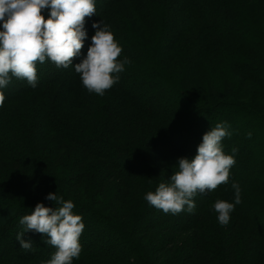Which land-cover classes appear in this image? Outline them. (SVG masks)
<instances>
[{
  "label": "rangeland",
  "instance_id": "obj_1",
  "mask_svg": "<svg viewBox=\"0 0 264 264\" xmlns=\"http://www.w3.org/2000/svg\"><path fill=\"white\" fill-rule=\"evenodd\" d=\"M205 1L207 0H203L204 3ZM221 1L223 5H219L222 9L218 11V16L214 18L212 25H208L209 31L204 29L198 35L200 31L193 30L191 36L182 42L180 52L172 59L171 57L162 58L159 52L165 40L164 13L170 0H140L139 6L131 1L118 4L108 21L102 24V26H109V30L122 48L118 59L123 61L127 58L130 61L125 64L124 71L119 74L118 83L106 90L103 96L89 93L83 87L80 76L77 80V88L73 90L69 84L62 85V88L57 86L51 88L53 81L45 83L38 92L31 93L28 96L30 99L23 104L24 121L19 119L14 104L0 108V126L4 118L6 122L11 119V116L14 119L10 132L4 126L0 128V151L5 152L0 156V190L5 189L11 192L23 190L22 193L31 197L30 199L26 197L25 201L28 200L35 205L43 203L46 207L53 208L54 202L46 199L51 190L53 193L57 192V195L66 189L74 192L76 196L69 198L75 204L73 212L82 216L85 225L80 237L82 249L95 236V241L109 246L115 255L122 256L126 247L122 248V254L118 248L123 244L120 239L123 234L115 233L114 228L121 229L126 226L128 228L143 203L152 210L154 206L144 199L146 188L158 178L157 175L165 177L168 181L169 177L178 170L176 163L179 158L195 156L192 146L195 143L196 146L199 145L202 134H205L203 130L209 131L217 123L224 122L226 120L224 117L232 120L238 118L239 114L244 117L243 111L238 113V109L234 111L230 106L237 105L241 99L246 101V97L254 95L256 89L260 87L258 84H252V89L244 90L239 72L228 62L263 59L264 0ZM173 2L179 3L178 0ZM205 9L208 10V5ZM49 11L42 10L45 18L48 17ZM208 14L210 15V10ZM185 17H180L181 24H187ZM209 19H212V16ZM87 20L91 21L92 18L86 17L85 21ZM2 30L0 25V31ZM94 33L95 31L93 35ZM130 38L138 40L143 46L142 50L134 51V46L128 45L127 40ZM127 45L130 50L124 51ZM87 46L89 45L85 44L80 55L74 58L73 67L86 58V50L89 48ZM201 47L204 48L199 55ZM170 60H172L171 66ZM196 60L201 62L202 68L193 73L195 68L192 69V63ZM159 68H163L162 73L168 76L175 86L191 92L193 98L171 89L164 78H162L164 83L156 79L153 70H159ZM47 70L54 74V71H59V68L50 61L38 63V78L43 79L49 73ZM216 77L224 78L226 83L217 84ZM184 80L185 83L190 81V87L182 85ZM14 84L13 77L7 87H10V90L20 87ZM249 84L251 87V83ZM123 85L128 88L133 87L135 93L139 92L135 95L141 94V100L144 99L142 104H139L140 100L136 103L130 99L129 94L120 89ZM7 87L0 91L6 92ZM63 91L64 93H60ZM152 99L153 110L157 112V116H153L155 118L147 117V114L140 109V105L146 106L148 102H152ZM186 100L198 105L223 101L229 104V108L210 110L208 115L198 113L191 121L195 110L193 105L186 104ZM18 104L20 106V103ZM259 104L264 105V98L260 99ZM202 116L208 119L205 120L208 124L202 122ZM190 130L195 132V139L190 138ZM249 132H251V138L247 136ZM171 134L174 136L173 139ZM4 138L5 141L2 142ZM7 138L10 139L7 141ZM111 143L120 149L122 147V153L112 149ZM235 145L238 149L237 153L241 156H234L236 163L230 170V177L244 170L242 161L247 162L244 174L250 177L264 176V128L251 127L244 131L242 140L237 141ZM234 146L228 148V145L224 144L223 151L225 154L233 155ZM108 147L112 149L110 153H107L110 151L106 150ZM89 148L98 151L99 154L89 153ZM171 148L178 153L163 160L159 174L153 175L152 180L151 175L143 179L142 169L135 165L137 161L136 158H132V154L136 152L141 156L142 162L145 158L152 162L158 156V151L160 155H163L165 154L163 150ZM184 148L186 150H183ZM251 150L257 156V164L256 161L249 163L247 159ZM252 164L255 165L254 168ZM26 165L37 168L35 172L29 174L30 179L26 176L28 174ZM78 169L81 171L80 176ZM122 170L126 171L118 173ZM154 176H156L155 179ZM43 178L45 181L38 182ZM231 198L228 199L234 203L235 196H233L234 201ZM10 203L0 198V212L4 204L11 205ZM237 207L238 205L235 206ZM85 208L92 211L93 217L89 216L90 211H84ZM34 209L35 206L24 207V214L14 219L15 224L8 229L7 235L3 234L0 237L2 261L6 259L1 256L2 249H11L20 255L19 258L13 257L18 260L14 259L15 261L4 264H19L22 260L21 256H30L31 259L38 261L34 263L30 260L26 264H45L55 252V248L45 243L47 237L35 231H27L23 235V239L32 242L33 250L22 249L16 240L17 233L23 230L19 223L20 218L31 214ZM94 209L96 211H93ZM258 212L251 213L248 217L262 222V225L258 227L264 228V209L259 208ZM204 213L206 221L201 228L202 238L204 242L215 246L219 259L216 264H264V252L261 249L264 241L253 242L256 247L249 251L251 244L247 238L248 229L244 223L239 222L234 225L230 215L229 223L226 226L220 225L212 205ZM163 215L168 214L163 213ZM162 219L160 218L157 223H164ZM150 220L152 219H146V223ZM152 222L155 223L153 220ZM111 225L113 227H110ZM236 226L239 227L235 228ZM170 236H172L171 232L158 231L148 233L149 239L145 242L138 239L141 237L137 239L144 248L146 246L156 248L165 244L164 242ZM190 241L191 239H184V243L180 244L175 251L169 248L166 264H176L177 260H181L185 254L183 252L189 250ZM240 241L241 244H239ZM207 244L205 243L203 248L211 253ZM181 250L183 254L179 258L178 253ZM41 258L45 261H41L43 260ZM79 259L80 257L74 259L73 264H76ZM103 262V264H113Z\"/></svg>",
  "mask_w": 264,
  "mask_h": 264
},
{
  "label": "trees",
  "instance_id": "obj_2",
  "mask_svg": "<svg viewBox=\"0 0 264 264\" xmlns=\"http://www.w3.org/2000/svg\"><path fill=\"white\" fill-rule=\"evenodd\" d=\"M130 1L133 4H138V6L140 5L139 2L140 0H95L96 14L92 15L91 17H87V18H92L91 21L89 20L85 21V30L87 32V39L84 41V45L86 44L90 46L92 43L91 37L93 36V32L95 31V29L92 27L93 23H99L102 21L103 24L107 22L110 14L112 15L118 4L120 3L125 4ZM178 2H179L178 4H175L173 0H170L164 13L165 16L164 18L166 20L165 23L166 33L164 34L165 40L162 46L159 48V52L162 58L164 59L168 57L169 58L171 57L170 59L174 58L173 56H176L177 53H179L180 50L182 49V42L185 41L189 36H191L193 30H199L200 32L198 35H200V33L204 29L208 30V25H212V23L215 21L214 18L218 16L219 13L218 11L219 10L221 11L222 9L221 5H223V3H221L222 2L221 0H207L205 1V3L203 2V0H178ZM207 5H208V10L205 9V7L207 8ZM209 10H210V15L208 14ZM185 15H188V17H185ZM181 16H184L187 19V24L186 23L181 24V18H180ZM210 16H212V19H209ZM127 41H128V45L131 44L134 46L133 48L134 51L143 48L141 43L135 38H130ZM128 45L126 46L124 51L130 50V48L128 49ZM203 48L204 47L200 48L199 55L202 53ZM87 51L88 50H86V52ZM195 58L197 59V56ZM262 58L264 59V56H262ZM263 59L260 60H258V58L257 60L244 59V60H234L228 62L229 65L235 67L236 71L239 72V76L241 77V84L244 90L247 88L252 89L253 88L252 84H258V86H260L256 89L254 95H251L249 98L246 97L247 102L241 99L237 105L230 106L234 109V111L235 109L236 110L238 109V113L243 111L245 114L244 117H241L240 114L238 115V118L234 120L224 117V119H226L224 120V122H227V124L230 126L229 131L232 133L230 137H225L222 140L223 141L222 144L228 145V148H232L237 141L242 140L244 136V131H247L251 127L264 128V105L259 104L260 99L264 98V60ZM200 63L201 62L199 60H196L194 61V63H192V69L195 68L193 73L199 71L202 68ZM169 65L170 66L172 65V60L169 61ZM138 71H140V69H138ZM162 72H163V68L162 69L159 68V70H155V71L153 70L156 79L158 80L160 79L164 83L162 79L164 78L166 83L171 86V89L180 92L182 95L190 96L193 98L191 92L189 93L186 90L175 86L174 83L171 81V79ZM74 73H76L74 67L70 66L67 69L59 68V71L55 70L54 74H51V72H49L43 79L38 78L36 87H32L31 85H29L26 80H16L15 78L14 85L20 87L14 90H10L9 89L10 87H7L8 90L4 92L6 99L2 107L7 105L9 106L11 103L14 104V108H16L18 112L17 114L19 115L18 116L19 119L21 121H24L25 117L24 115H22L23 113L22 109L24 108L23 104L26 102L27 99H30L28 98V96L31 95V93L38 92L40 89H42L41 87H43L45 83H48L50 81H53L51 88L55 86H57L58 88H62L61 87L62 85L69 84L72 86V90L76 89L79 75L76 76ZM215 81L217 84H221L224 82L226 83V80H224V78L221 77L219 78L216 77ZM189 82L190 81H187V83H185L184 80L182 82V85L189 86ZM249 83H251V87ZM227 84L230 85L229 83ZM120 89L123 92L124 91L127 92L129 94L128 96L130 97V99H132L136 103L140 100L139 104H142V101H144V99L141 100V94L137 96L135 95L139 92L135 93V89L133 87L128 88V87H124L123 85V87L120 86ZM60 93H64V91ZM181 94L179 96H181ZM23 98L25 99L23 100ZM186 102H187L186 104L193 105V110H195V112H193L194 115L191 121L194 118H196L198 113L208 115L210 110H218L222 108L225 109L226 107L229 106L228 103L226 102L224 103L223 101L213 102L203 105H201V103L200 105H198V103H192L191 101L188 100H186ZM18 103H20V106ZM153 105H154V101L152 99V102H148L146 106L140 105L141 107L140 109L143 110L145 114H147L146 115L147 117L155 118L153 116H157V112L156 111L154 112ZM5 120L6 118H4V122L2 121L3 124L2 126H0V128L4 126V128H7V130H9L10 132L12 129L10 126L14 122V119L11 116V119L8 122H6ZM205 120L208 119L202 116V122H206V124H208V121ZM236 121L239 122L237 123ZM203 131L204 133L207 132L206 129ZM195 135H196L195 132L190 130V138L193 137L195 139L194 137ZM203 135L204 134H202V137ZM171 137L173 139L174 136H172L171 134ZM9 139L10 138H7V141ZM4 141L5 138L2 140V142ZM200 143H202V138H200L199 144ZM195 144L194 146H192V148L194 152L197 153L198 145L196 146ZM111 148L116 150L117 153H120L121 149L123 150L122 147L120 149L119 147L113 144ZM111 148L108 147V149H106V150H110L107 153L111 152L112 150ZM183 150L186 149L184 148ZM163 151L165 152V154L160 155L158 151L157 152L158 156H156L155 159L152 160V162H150V160H147V158H145L144 161L142 162L140 159L141 156H139L136 152L132 154V158H136L137 161L135 165L142 169L143 179L151 175V180H152L153 175H156V173L159 174L158 171L161 168L162 165L161 163L163 162V160H165L166 158L168 159L172 155L178 153V151H176L174 148L166 149ZM4 153H5L4 151H0V156L4 155ZM89 153L95 155L99 154L98 151H94L92 149L89 150ZM179 153L183 155L181 152ZM236 154L238 153L236 152ZM236 154L233 153L234 156H238V157L241 156V154L238 155ZM248 154L250 155L247 158L249 160V163L251 161H256L257 156H255L253 150H251V152H249ZM191 157L193 158L194 156L192 155ZM191 157L188 158L192 159ZM138 161H140V163H138ZM241 163H243L244 165L243 169L245 170L247 166V162L242 161ZM255 163L257 164V161ZM252 166L254 168L255 165L252 164ZM25 168H26V172L28 173L26 176L29 179L31 177L29 174L37 170V168L32 167L31 165H26ZM244 170L239 172V174L230 177L229 182L227 184H222L218 186L216 190L208 191L203 194H197L194 197V203L196 207L193 213H188L185 210L180 212L179 214L168 213V215L166 216L163 215L164 212H162V210H159L154 207H152V210H149L147 208L148 207L147 204L143 203L142 208L139 210L137 215H135V217L129 224L128 228L127 226L126 228H121V229L117 227L114 228L115 233L122 232L123 234L120 236V239L122 240L123 244L121 247L118 248V251L121 252L122 254V248L126 247V250L124 249L125 251L122 254V256L115 255L113 253V250H111L109 246H105L103 244H100L98 241H95L96 237L94 236V238H92L91 241L87 242L86 246L82 249L79 256L80 259L77 260L76 264H103L104 263L103 261H105V263L111 262L113 264H166V262L168 261L166 257V254L168 253V249L171 248L172 250L175 251V249L178 248L180 244L184 243V239L185 240L191 239L190 243L188 244L189 250L188 252L186 251L183 252L181 250L178 253L179 258L180 255H182L183 253L185 254L184 257L181 258V260H177L178 262L176 264L218 263L219 259L217 257L215 246L209 242H204L202 238L203 230L201 228L204 222L206 221L205 220L206 214L204 212L207 211L208 207L213 205L216 200H225L231 203V201L228 198L232 197L231 200L234 201L233 196H235V190L232 188L233 183H238L241 188V203L238 204V207L235 208L232 214L230 215L233 219L234 225L235 224L237 225L239 222H241L247 226L246 228L248 229V235H249L247 236V238L250 240V244H251V247H249L250 248L249 251H252V249L256 247V245L253 244V242L264 241V228L258 227L259 225L260 226L262 225V222H259V220L253 218H252L253 220H251L250 219L251 217H248L249 215H251V213L258 212L259 208L260 210L264 209V184H262L264 182V176L257 175L255 177L253 176L250 177V175H248L250 177L249 178L246 174L243 173ZM39 171L40 170H38V172ZM125 171L126 170H122L119 171L118 173H123ZM77 172H79V176H80L81 171L78 169ZM157 177L158 178L154 176V179L156 178V180L153 181L152 183L150 182L151 184L146 188V193L149 191L154 192L158 187L159 183L167 182L165 177H161L159 175H157ZM42 181H45V178L38 180V182H42ZM22 192L23 190L22 191L17 190L13 192L5 189L3 191L0 190V198H3L5 201L11 202L10 203L11 205L4 204V207H2V210L0 212V237H2L3 234L7 235L9 231L8 229L15 224V220L17 216L19 217L22 214H24L23 212L24 207L36 206L35 204H33V202H29L28 200L25 201L24 199L26 197H28V199H30L31 197L26 196V194ZM51 193H53V190H51ZM60 195H62L66 200H68L70 197L74 198L76 196L74 192L68 191V189L62 190ZM87 197L88 195L86 196V198ZM84 211H90L89 216L93 217V213L90 209L85 208ZM93 211L96 210L94 209ZM94 214L97 213L94 212ZM9 215L11 217H8ZM160 218H163L165 222L158 224L157 221L160 220ZM146 219H152L155 223H153L152 220H150L151 222L147 221L146 223ZM122 223L125 224L124 221H122ZM110 227L113 226L111 225ZM237 227L239 226H236L235 228ZM126 229L127 231H125ZM158 231L171 232L172 235L164 242L165 244H163L162 246L156 248L146 246L144 248V246L138 241V239H140L141 242H145L149 239L148 233L151 234L153 232H158ZM137 237H141V238L137 239ZM242 239L245 240L246 237H242ZM110 240H112V237H110ZM205 243H208L207 246L210 248L211 253L203 248L205 246ZM239 244H241V241L239 242ZM261 249L264 252V246H262ZM10 250L11 249H4V250L2 249L1 256L2 258L5 257L6 259L3 261L0 259L1 261L0 264L7 263L9 261L10 262L15 261L14 259L18 260L17 258H19L20 255L18 253H15L13 250L11 251ZM13 257H17V258H13ZM21 259L24 261L20 260L19 264H26V262H29L30 260H32L30 262H34V263L38 262L37 260H33L34 258L31 259L30 256L27 257L21 256ZM41 261H45V260L43 259Z\"/></svg>",
  "mask_w": 264,
  "mask_h": 264
},
{
  "label": "clouds",
  "instance_id": "obj_3",
  "mask_svg": "<svg viewBox=\"0 0 264 264\" xmlns=\"http://www.w3.org/2000/svg\"><path fill=\"white\" fill-rule=\"evenodd\" d=\"M48 9L47 18L42 10ZM96 14L95 0H0V89L6 88L12 78L26 80L36 87L37 64L50 61L57 68L73 67V60L80 55L87 39L85 19ZM95 29L87 56L74 69L83 87L89 93L103 96L119 82L127 58L119 60L122 48L118 45L109 26L102 21L93 23ZM0 91V107L5 102ZM227 122H220L207 131L192 159L179 158L175 171L167 182L159 183L154 192L144 199L165 214L195 211L194 197L218 186L227 184L230 170L235 165L234 155L225 154L222 140L230 137ZM251 138V132L247 133ZM238 149H232L236 153ZM235 202L216 200L212 205L222 226L230 221V214L241 203V188L233 183ZM46 199L55 207L37 203L31 214L20 218L23 230L16 240L24 250H33L30 240L23 239L27 231H35L47 237L45 243L55 248L51 259L45 264H73L82 251L80 237L85 225L80 215L74 214L75 204L62 195L49 193ZM58 205V206H57Z\"/></svg>",
  "mask_w": 264,
  "mask_h": 264
}]
</instances>
